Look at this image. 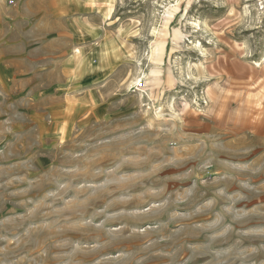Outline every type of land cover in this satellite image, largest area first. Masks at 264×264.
<instances>
[{
  "label": "rangeland",
  "instance_id": "obj_1",
  "mask_svg": "<svg viewBox=\"0 0 264 264\" xmlns=\"http://www.w3.org/2000/svg\"><path fill=\"white\" fill-rule=\"evenodd\" d=\"M147 263L264 264V0H0V264Z\"/></svg>",
  "mask_w": 264,
  "mask_h": 264
},
{
  "label": "bare ground",
  "instance_id": "obj_2",
  "mask_svg": "<svg viewBox=\"0 0 264 264\" xmlns=\"http://www.w3.org/2000/svg\"><path fill=\"white\" fill-rule=\"evenodd\" d=\"M138 198V197H137ZM133 200V199H132ZM135 202V201H134ZM136 203V202H135ZM126 206H127V204H126ZM128 223H130V222H128ZM133 223V222H132ZM178 257V256H177ZM178 260V259H177ZM147 264H150V263H147Z\"/></svg>",
  "mask_w": 264,
  "mask_h": 264
}]
</instances>
